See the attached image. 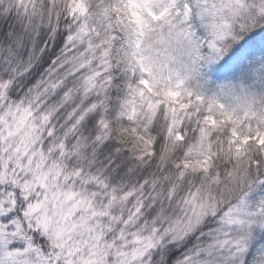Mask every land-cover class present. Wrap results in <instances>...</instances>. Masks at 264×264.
<instances>
[{
  "label": "snow or ice",
  "instance_id": "snow-or-ice-1",
  "mask_svg": "<svg viewBox=\"0 0 264 264\" xmlns=\"http://www.w3.org/2000/svg\"><path fill=\"white\" fill-rule=\"evenodd\" d=\"M0 264H264V0H0Z\"/></svg>",
  "mask_w": 264,
  "mask_h": 264
}]
</instances>
